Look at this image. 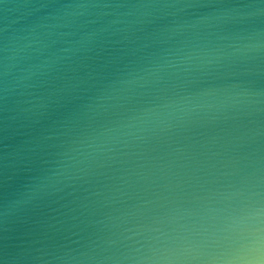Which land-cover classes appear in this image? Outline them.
<instances>
[{
  "label": "water",
  "instance_id": "obj_1",
  "mask_svg": "<svg viewBox=\"0 0 264 264\" xmlns=\"http://www.w3.org/2000/svg\"><path fill=\"white\" fill-rule=\"evenodd\" d=\"M170 217L264 259V0H0V264Z\"/></svg>",
  "mask_w": 264,
  "mask_h": 264
},
{
  "label": "clouds",
  "instance_id": "obj_2",
  "mask_svg": "<svg viewBox=\"0 0 264 264\" xmlns=\"http://www.w3.org/2000/svg\"><path fill=\"white\" fill-rule=\"evenodd\" d=\"M174 219L170 217L156 221L155 225L138 226L131 235L139 239L131 242L125 254L100 257L97 264H264V259L259 257L238 259L225 251H209L204 233L199 229L184 224L168 230L158 226L162 222L173 223ZM139 241H143V244Z\"/></svg>",
  "mask_w": 264,
  "mask_h": 264
}]
</instances>
